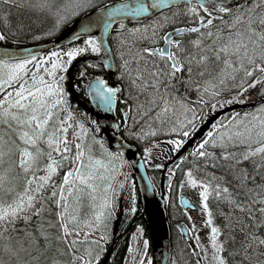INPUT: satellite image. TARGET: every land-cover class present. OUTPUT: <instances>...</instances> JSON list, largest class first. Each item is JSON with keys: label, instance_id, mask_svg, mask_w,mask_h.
Masks as SVG:
<instances>
[{"label": "snow or ice", "instance_id": "snow-or-ice-1", "mask_svg": "<svg viewBox=\"0 0 264 264\" xmlns=\"http://www.w3.org/2000/svg\"><path fill=\"white\" fill-rule=\"evenodd\" d=\"M5 5H26L32 15L13 22ZM93 8L94 0H0V42L52 35ZM128 13L155 18L130 26ZM106 35L116 46L118 65L108 57L111 49L105 50ZM74 39L72 46L40 53L0 47V264H101L116 198L128 184L122 169L129 161L123 143L113 149L99 135L96 119L73 110L64 81L78 56L104 52V67H118L121 86L96 77L88 93L98 110L126 105L114 125H122V136L142 141L145 128L162 133L172 145L169 152L180 149L210 111L243 103L254 87L264 95V0L109 3L85 16ZM141 119L144 126L134 130ZM143 155L147 164L151 147ZM189 155L190 160L179 156L168 173L171 184L180 169L179 187L198 193L209 230L202 242L199 228L191 225L192 253L202 254L196 264H264V103L215 120ZM210 199L218 202L215 209ZM130 200L125 212L135 211L134 189ZM142 233L137 225L125 264H153Z\"/></svg>", "mask_w": 264, "mask_h": 264}, {"label": "water", "instance_id": "water-1", "mask_svg": "<svg viewBox=\"0 0 264 264\" xmlns=\"http://www.w3.org/2000/svg\"><path fill=\"white\" fill-rule=\"evenodd\" d=\"M128 3L134 4L136 0H111L105 2L101 5H109V3L116 4V3ZM96 6L95 8H98ZM95 8L87 10V12L80 14L66 26H64L61 30H59L53 37L40 40L31 44L25 45H18V46H8L0 44L2 48H8L13 51H19L21 49L27 48L32 50L35 53L40 52H47L53 50L55 47H65L69 46L73 43L78 42L74 39V36L78 33L81 24L84 22L85 16H92L95 14ZM171 8V7H170ZM169 8V9H170ZM167 10V9H165ZM154 17L152 14H141L139 17H133L130 13L126 14V22L127 23H136L139 20L140 23L145 22L149 19ZM111 31V30H110ZM109 35L105 36V50L111 49L109 44ZM108 57L111 58L112 63L114 62V55L112 49L108 52ZM87 58L80 57L73 61L72 65L68 69L67 76L68 78L65 80L66 88L68 89L71 96L79 103H81L86 109L89 110L91 115L101 124L102 131L101 133L104 137L111 142V147L115 149L117 147V141H120L125 145V159L129 161V166L134 175L139 189V194L142 202V214L145 218V221L148 226L150 240L153 249V264H171V231H170V222L168 218V210H167V184L169 182V175H166L164 181V174L168 166L177 161L179 156L185 155L186 153L191 151V148L197 142L199 138L203 135V133L208 129V127L221 115L230 112L234 109H245L250 104H243V105H229L226 106L219 111L215 112L211 117H209L199 128L198 130L189 138L187 139L174 154L168 152V160L163 163L165 167L161 168V183L156 190L152 184H149V175L147 173L144 160L142 159L141 155L137 151L134 145L127 142L122 134L121 129L117 130L114 126L117 123V116H116V106L115 110L108 112L106 110H98L96 102H94L91 96L88 93V85L87 89V97L91 103L90 106L85 105L76 95L75 89L73 87V76L74 70L76 66L84 62ZM95 60L99 61L103 66V61L105 59L104 52H101L99 55L94 57ZM107 74L106 75H93L90 79L93 80L96 77L103 78L110 86H116L115 83L112 81V76L115 73V67H104ZM89 81V82H90ZM89 84V83H88ZM264 101V98L257 100L254 102L255 104L261 103ZM252 104V103H251ZM156 168V167H155ZM159 169V168H157ZM173 176L171 177V179ZM184 206V205H183ZM122 214L121 205L119 208V216ZM119 223L117 219L116 224L114 225L113 234L115 235V226ZM184 234L186 232L184 231ZM113 250V244L111 246L110 252L108 253L106 260L111 254ZM105 260V262H106ZM104 262V263H105Z\"/></svg>", "mask_w": 264, "mask_h": 264}, {"label": "flooded vegetation", "instance_id": "flooded-vegetation-1", "mask_svg": "<svg viewBox=\"0 0 264 264\" xmlns=\"http://www.w3.org/2000/svg\"><path fill=\"white\" fill-rule=\"evenodd\" d=\"M154 18H155V16L152 17L151 19H154ZM151 19H149V20H147L145 22H142V23H144V24L149 23L151 21ZM133 24H135V23H129L130 26L133 25ZM110 36H109V38H110ZM109 44H110V47H111L113 55H114V62H115L116 65H118L119 64V58L115 56L116 50L114 49L113 42L111 44L110 41H109ZM96 55L97 54H91L89 56H78L76 58V59H78L80 57H86L87 59L84 62H81V63H79L76 66V68L74 70V76H75L76 69L80 65H81L80 67H84V69H86L88 67V65L86 64L87 60H91V62L93 64H98L99 65V67L94 68V70H96V71H94V73H92V75L90 74L89 75L90 77L88 79H87V77L85 75L83 77V79L81 80L82 84L85 87L84 94L80 96L77 93L76 89H75L77 97L87 106L91 105V103H90V101H89V99L87 97V89H86L91 77L93 75L102 76V75H106L107 74L104 66L99 61L94 59V57ZM76 59H74V61ZM84 64H86V65H84ZM88 68H90V67H88ZM117 71H118V67H115V73L112 76V81L115 83V85H117L119 87V86H121V82L117 78V75H116ZM74 76H73V84H76V83H78L79 79H81L82 77L78 74V76L76 77V79L74 81ZM66 90L68 91L67 88H66ZM68 93H69V91H68ZM121 98L123 99V97H121ZM194 99H195V97H193V102H194ZM69 100H70V103H71L73 108L77 107L78 114L79 113H84V114H86V116L84 118H87L88 116H90L92 119H95L91 115L89 110L86 109L81 103L77 102L71 96L70 93H69ZM125 107H126V105L119 104V103L116 105V116H117L118 122L122 118V113H121L120 109L121 108H125ZM213 113H214L213 110L210 111L209 114L207 115V117L203 119V122L200 124V126ZM128 121H129V123H132V117L131 116L128 117ZM143 126H144V120L141 119L140 121L135 123L134 130L135 129H139V128L143 127ZM211 126H212V124L203 133V135L211 128ZM121 127H122V125H121ZM198 128L196 129V131L198 130ZM145 132L148 133V134L145 136V139L142 140V141L141 140H137L135 137H130V136L129 137H125V139H126L127 142H129V143H131L132 145L135 146V148L137 149L139 154H141V156L144 159V161H145V157L143 155V149L145 148V145H147V147H151V159L145 165H146V169L148 171L149 177L152 180L154 186L155 187L156 186L159 187V185L161 183V175H162L161 171L162 170H161V168H159V169L155 168L153 165L154 164H163V163H165L168 160V152H169L168 149H170L172 147V145L165 142L166 141V136L164 134H162V133H159V134H156V135H152L151 133L148 132L147 128H145ZM99 135L104 137V135L101 132L99 133ZM203 135L201 136V138L203 137ZM189 138H186L185 141L187 139H189ZM153 141H156V143H155V144H157L156 147H152L154 145ZM176 151L171 152V153L174 154ZM190 152L186 153L184 155V156L188 157V159H191V156L189 155ZM177 162H179V161L177 160V161L171 163L168 167H175V164ZM166 175H169L168 168L166 169L165 174H164V181H165ZM180 178H181V170L177 169L175 174L173 175V178L171 179V184H169V182L167 184L168 216H169V218L170 217L173 218L172 222H170V228L174 229L176 232L180 233V237H178V238H180L182 240V244L186 245V248H187L189 254L191 255L192 263H190V264H196V260L197 259H202L201 254H200V256L193 255V253H192V245L190 243L188 244L189 241L193 240L192 243L195 246L193 232H191V225H192L193 220L192 219L189 220L187 218L188 216H181L177 212V207H181L182 211H185V210L193 211V210H195L196 207H192L191 206L193 204L192 203V199H189L188 197H186L185 194H184L185 191L181 190V188L179 187L178 181H179ZM134 180H135V177H134V175H132L131 183L133 185V188L135 190H137V196L139 197L140 195H139V190H138V184L136 183V180H135V183H134ZM181 197H184V198L188 199L190 201V204L187 205V206L184 205L183 202H182ZM136 201H137V199L134 202L135 205H136ZM117 204H118V207L116 209V212H115V215H114V219H113V223L114 224L112 223V227H111V222H110V226H109L110 235H109L108 240L106 241V243L104 245L105 251H104V254H103L102 258H101V264H125V257L129 256V253L127 251L128 244L133 239L132 233L136 231V226L137 225H140V227L143 229V233H142L143 237L147 238L149 240L148 254L153 259V249H152V244H151V240H150V234H149L147 223H146L145 218H144V216L142 214V211H143L142 207H141L140 213H136V209H135L134 212H125L124 211L123 202H120V197L118 198ZM120 205H121V209H122V214H121L120 217H118L119 216ZM141 206H142V204H141ZM117 219L119 220V223L115 226V235H114L113 234V229H114V225L116 224ZM203 220H204L203 214H199L198 213V219H196V221H197V225L196 226L197 227L201 226ZM145 224H146L147 228H146ZM179 225H183L184 228L189 229V231H187L186 234H184V230L181 227H178ZM110 227H111V229H110ZM109 231H108V233H109ZM190 237H193V238H190ZM112 244H113V250L111 251L110 256L106 260V257L108 255V253L110 252ZM199 251L200 250L197 249L198 253H199ZM105 260H106V262H105Z\"/></svg>", "mask_w": 264, "mask_h": 264}, {"label": "trees", "instance_id": "trees-1", "mask_svg": "<svg viewBox=\"0 0 264 264\" xmlns=\"http://www.w3.org/2000/svg\"><path fill=\"white\" fill-rule=\"evenodd\" d=\"M106 1L107 0H94V5L96 7V6H99V5L103 4V3H105ZM4 8H5V11H10V16H11V19L13 20V22H15L17 18L24 19L26 16H31L32 15L31 10L29 8H25L23 6H21V7L11 6V8H9V6L5 5ZM171 10H173V9H168V10H166V12H168V14H170ZM82 13H84V12H81L80 14H82ZM71 21L65 23L64 25L70 23ZM39 27H41V25H37V28H39ZM57 32L58 31H56L52 35L42 36L40 39H21V40L15 41V42L12 41V40H9L8 42H0V44L8 45V46H18V45L31 44V43H34V42H37V41H40V40L51 38ZM111 40H112V38L110 36L109 41L112 44ZM89 55H91V53L87 54L86 56H89ZM86 64H84V65H86ZM80 66L75 71L74 81H75L76 77L78 76L79 72L82 71V70H86L87 71V75H86L87 79L90 77L89 76L90 74L92 75V73H94V71H96V70H94V68H91V67L90 68L87 67L86 69H84V67H80ZM82 79H83V77L81 79H79L78 83L73 84L74 88L76 89L77 93L80 96L84 94V90H85V87H84V85L81 82ZM64 87L66 88L65 81H64ZM262 96L263 95L259 92V87H254V88L249 90L248 99L246 101H244V102L254 101V100H256V99H258V98H260ZM237 103H240V102H237ZM73 110H77V107H74ZM225 115H228V114H225ZM222 117L223 116H221L219 119H221ZM184 163H186V162H184ZM127 167H128V170L126 172L129 171L128 172L129 173L128 178L131 179L133 174H132L131 169H130L128 164H127ZM123 170H124V167H123L122 171ZM134 183H135V180H134ZM134 192H135V197H136L135 200L137 199L136 205H135L136 213H140L141 207H142L141 206V200H140V197L137 196V190L134 189ZM217 203L218 202L216 200L210 199V206L213 207V209H215L217 207ZM219 207L222 210H224V211H228L227 206L225 204H223V203H220ZM169 220H170V222H172L173 218L170 217ZM214 220H215V223H217V224H221V225L223 224V217L222 216L216 215L214 217ZM145 226H146V224H145ZM146 228H147V226H146ZM108 231H109V229H108ZM170 231H171V261L173 259H175L177 261V264H190V263H192L191 255L189 254L186 246L184 244H182V246L181 245H176V239H178L177 236H176V231L174 229H170ZM239 235L240 234H239V232L237 230L238 240H239ZM237 259H239V257H237Z\"/></svg>", "mask_w": 264, "mask_h": 264}, {"label": "rangeland", "instance_id": "rangeland-1", "mask_svg": "<svg viewBox=\"0 0 264 264\" xmlns=\"http://www.w3.org/2000/svg\"><path fill=\"white\" fill-rule=\"evenodd\" d=\"M108 1V0H107ZM23 7H25V8H27V6L25 5V6H23ZM4 10H5V8H4ZM11 17V16H10ZM74 17H72L69 21H71L72 19H73ZM68 21V22H69ZM63 27V26H62ZM61 27V28H62ZM60 28V29H61ZM59 31V30H58ZM113 46H114V48L116 49V46H115V44L113 43ZM182 91V90H181ZM190 95H192L193 97H194V92L193 93H190ZM255 107H253V108H251V109H249V110H242L240 113H243L244 111H251L252 109H254ZM218 109V108H217ZM216 110V109H215ZM157 146V144H154L152 147H156ZM145 147H147V145H145ZM128 170V167H127V165L126 166H124V170H123V172L124 173H126L127 174V176H129V171L128 172H126ZM117 179H124V176H119V177H117ZM133 185H132V183H131V179L130 178H128V184L126 185V187L124 188V189H121V195L119 196L120 197V202H123V206H124V210L125 209H127V208H129V207H131V205H132V201L130 200V193L133 191ZM181 190H184L185 191V196L186 197H188L189 199H192V203L193 204H195L196 205V208H195V210H193V211H187V210H185V211H182V208L181 207H177V212H178V214L179 215H181V216H188V215H190L191 217H192V220H193V222H192V224L193 223H195L196 225H197V221H196V219H198V213L199 214H202V211H201V208H200V206H199V204H198V193H197V190L196 189H192V188H190V187H185L184 189H181ZM123 192V193H122ZM119 197H117L116 199H117V201H118V198ZM194 199V200H193ZM122 206V207H123ZM88 211V209H87V207L85 206L83 209H82V212H81V215L83 216V214L85 213V212H87ZM186 213H187V215H186ZM115 215V214H114ZM113 219H114V217L108 222V228H107V234H108V237H109V235H110V231H109V233H108V229H109V226H110V222H111V227H112V223H113ZM116 220V219H115ZM114 224V223H113ZM111 227H110V229H111ZM199 228V235H200V237H201V241L202 242H204V241H206L207 240V237H206V235H205V233L209 230L203 223H202V225L201 226H199L198 227ZM194 235H195V233H193V237H194ZM176 236H177V238L178 237H180V233L179 232H176ZM195 241V240H194ZM193 242V240H191V241H189L188 242V244L190 243L191 245H192V247H194V244L192 243ZM176 245H181L182 246V240L180 239V238H178V239H176ZM185 245V244H184ZM186 246V245H185ZM201 257H202V254H201Z\"/></svg>", "mask_w": 264, "mask_h": 264}, {"label": "bare ground", "instance_id": "bare-ground-1", "mask_svg": "<svg viewBox=\"0 0 264 264\" xmlns=\"http://www.w3.org/2000/svg\"><path fill=\"white\" fill-rule=\"evenodd\" d=\"M108 1H111V0H108ZM108 1H106V2H108ZM171 9V8H170ZM168 10V9H167ZM166 11V10H165ZM77 16H79V15H77ZM77 16H75L73 19H75ZM72 19V20H73ZM67 25V24H66ZM66 25H64V26H66ZM63 26V27H64ZM62 27V28H63ZM61 28V29H62ZM60 29V30H61ZM75 89V88H74ZM262 98H264V95L262 96V97H260V98H258V99H256V100H254V101H249V102H244V103H233L232 105H243V104H250V105H248L245 109H234V110H232V111H236V112H241L242 110H249V109H251V108H253V107H256V105L257 104H255L254 102H256L257 100H259V99H262ZM252 103V104H251ZM261 103H264V101L263 102H261ZM231 112V111H230ZM230 112H228V114L230 113Z\"/></svg>", "mask_w": 264, "mask_h": 264}]
</instances>
